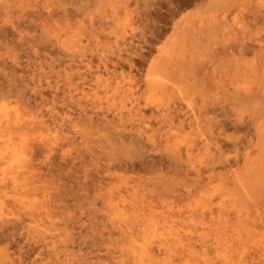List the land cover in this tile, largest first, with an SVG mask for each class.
Wrapping results in <instances>:
<instances>
[{
    "label": "rangeland",
    "instance_id": "rangeland-1",
    "mask_svg": "<svg viewBox=\"0 0 264 264\" xmlns=\"http://www.w3.org/2000/svg\"><path fill=\"white\" fill-rule=\"evenodd\" d=\"M0 264H264V0H0Z\"/></svg>",
    "mask_w": 264,
    "mask_h": 264
},
{
    "label": "bare ground",
    "instance_id": "bare-ground-1",
    "mask_svg": "<svg viewBox=\"0 0 264 264\" xmlns=\"http://www.w3.org/2000/svg\"><path fill=\"white\" fill-rule=\"evenodd\" d=\"M118 117V116H117ZM16 120H17V118H16ZM132 121V120H131ZM15 122V121H14ZM16 125V124H15ZM17 129V128H16ZM12 130V129H11ZM141 142V141H140Z\"/></svg>",
    "mask_w": 264,
    "mask_h": 264
}]
</instances>
